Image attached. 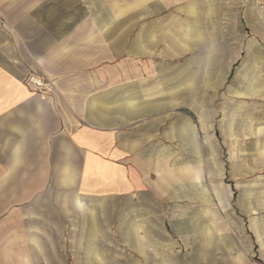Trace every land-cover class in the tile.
Returning a JSON list of instances; mask_svg holds the SVG:
<instances>
[{
    "label": "rangeland",
    "instance_id": "obj_1",
    "mask_svg": "<svg viewBox=\"0 0 264 264\" xmlns=\"http://www.w3.org/2000/svg\"><path fill=\"white\" fill-rule=\"evenodd\" d=\"M50 1L58 33L95 22L120 67L161 81L175 187L94 205L78 245L35 264H264V0Z\"/></svg>",
    "mask_w": 264,
    "mask_h": 264
},
{
    "label": "crops",
    "instance_id": "obj_2",
    "mask_svg": "<svg viewBox=\"0 0 264 264\" xmlns=\"http://www.w3.org/2000/svg\"><path fill=\"white\" fill-rule=\"evenodd\" d=\"M50 3L0 0V264L61 260L94 205L121 199L135 210L175 187L162 168L161 81L134 54L120 67L95 22L58 33ZM31 73L53 85L33 91Z\"/></svg>",
    "mask_w": 264,
    "mask_h": 264
},
{
    "label": "built area",
    "instance_id": "obj_3",
    "mask_svg": "<svg viewBox=\"0 0 264 264\" xmlns=\"http://www.w3.org/2000/svg\"><path fill=\"white\" fill-rule=\"evenodd\" d=\"M25 85L35 92H45L46 88L53 85V82L42 75L31 73L24 80Z\"/></svg>",
    "mask_w": 264,
    "mask_h": 264
}]
</instances>
